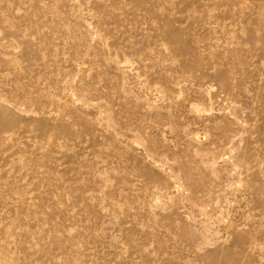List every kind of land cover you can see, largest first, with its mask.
<instances>
[{"label":"rangeland","instance_id":"1","mask_svg":"<svg viewBox=\"0 0 264 264\" xmlns=\"http://www.w3.org/2000/svg\"><path fill=\"white\" fill-rule=\"evenodd\" d=\"M0 264H264V0H0Z\"/></svg>","mask_w":264,"mask_h":264}]
</instances>
